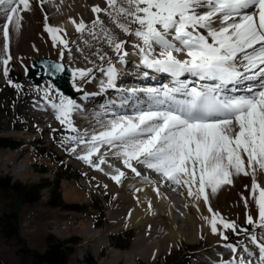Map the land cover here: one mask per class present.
I'll list each match as a JSON object with an SVG mask.
<instances>
[{
  "label": "snow or ice",
  "instance_id": "snow-or-ice-1",
  "mask_svg": "<svg viewBox=\"0 0 264 264\" xmlns=\"http://www.w3.org/2000/svg\"><path fill=\"white\" fill-rule=\"evenodd\" d=\"M106 4L103 9L93 6L91 11L103 12L113 22L121 17L127 19L129 24L117 26L138 41L133 48L140 65L167 74L172 86L117 89L118 72L109 62L106 69H100L107 77L101 87L118 90L120 108L132 101L133 115H115L90 139H85V133L66 136L65 142L84 144L85 152L77 154V159L97 171L103 172L101 165L107 163V153L101 152V147L106 146L136 177H141V173L133 161L165 181L186 188L188 197L202 199L212 213L211 219L204 218L212 234L228 241L229 236L218 230L217 225H222L238 237L243 234L258 253L243 241L239 245L225 243L226 248L236 253L238 246L242 247L249 257L257 256L259 264H264V187L255 179L257 167L264 173V0H106ZM32 6L30 0H0L5 77L12 59L7 55L10 26L19 30L22 14ZM71 22L77 32L84 30L83 20ZM102 23L97 15L93 28ZM44 31L52 36L54 46L57 40L66 46V41L56 35L62 29L45 23ZM109 42L112 43L111 37ZM124 43H115V51L123 52L121 63L128 55L123 51ZM46 70L48 75H54L63 71V66L48 63ZM91 72L92 69H76L82 79ZM143 75L148 76V72ZM186 76L192 79L183 78ZM241 84L244 88L238 89ZM238 90L244 94L236 95ZM48 96L46 89L45 98ZM50 103L60 124L77 132L70 119L79 107L75 101L61 96L59 103ZM116 103L111 102L113 106ZM69 151L75 154L77 149L71 147ZM114 173L110 178L120 184L125 172L116 168ZM240 175L252 177L250 198H241L246 210L250 204L255 207L256 216L246 211L245 223L259 229V234L224 219L209 202L211 195L225 185H233L234 177ZM143 180L148 182L149 178L145 176ZM154 191L159 195L158 187ZM227 264L253 261L240 256Z\"/></svg>",
  "mask_w": 264,
  "mask_h": 264
},
{
  "label": "rangeland",
  "instance_id": "rangeland-1",
  "mask_svg": "<svg viewBox=\"0 0 264 264\" xmlns=\"http://www.w3.org/2000/svg\"><path fill=\"white\" fill-rule=\"evenodd\" d=\"M54 1L55 0H45L41 2V0H37L36 3L39 7L41 6V10H44L42 7L46 5V7L53 9V16L59 17V14L60 16L66 15L68 13H66L67 9H62V12L60 11L58 14L59 3L55 2V4ZM39 15L41 16V13ZM51 15L52 14L49 12L45 13L44 19L47 17V20H45L46 22H48V18L50 19ZM96 17L94 18L96 19ZM65 18H60V20L58 19L56 22L62 20L60 23L61 27L63 21V24H70V17L67 16V21ZM56 22H48L49 27H54ZM130 27L134 28L135 25H130ZM58 34L60 36L59 38L66 41V46L60 44L59 40H57L55 49L59 51V45L64 48L63 52L67 53V45L69 37H71L70 34L72 33L69 35L64 33ZM58 34L56 35L58 36ZM90 35L92 34L88 33V36ZM72 36L74 37L73 39H76L77 37L79 40L80 38L81 40H86L76 33ZM130 41L131 40L129 39V42ZM95 42V48L101 47L102 43L98 40H95ZM127 46L129 47V44L124 46V52L131 50L130 47L128 48ZM111 51L113 54L112 47ZM10 53L12 59L9 61L7 67L8 69L9 67L12 68V71L16 74L15 78H12L11 76L8 78L3 75V69L5 66L2 64V60L6 58V54L3 53V47L2 44H0V139H6L18 144L13 149H0V264H44L35 261L36 255L44 253L52 245H58L61 255L64 258V264H106L103 262V259H108L116 251L118 252L117 254L128 251L136 235L138 234L137 236L141 238V234L145 230H142L143 227L138 229V227L133 226V222H135L137 217L133 218L134 215L131 214L130 205L126 202L116 200L117 196H127V194L133 192L125 191V189H123L124 185L122 186V184L123 182L134 181V178H129L134 177V175L129 173L126 174L128 171L131 172V170L125 167L122 160L119 158L108 159L105 157L107 163L101 165V167L105 169V166L113 165V170H110V173L107 170H104L103 172L97 171L94 167L77 159V154H84L86 146L84 144L77 145L75 142L71 141L65 142L64 138L70 136L66 133L68 127L67 125H61L55 118V113L51 108V100L49 99L51 93L56 94L54 91L55 89L48 86L49 84H43L45 86L38 85L39 87H37L27 77L26 71L30 69L31 63L37 57L39 58L45 55L27 54L25 56L18 55L17 58L12 54L11 49ZM121 53L116 52L114 56ZM47 58L61 61L58 58H53L50 54ZM137 58L138 57H136L135 60H137ZM95 72L97 73L96 69L92 70L89 77L85 79L80 78L79 75L72 72V87L74 88V91L76 92L79 90L84 93L85 83L93 78ZM9 80L11 83H9ZM90 82L91 81L88 83ZM14 85H19L20 87L17 88L14 87ZM46 89L49 92L47 99L44 97ZM75 103L80 106L79 101H76ZM46 110H51L53 115L43 112ZM79 112V110L78 112L74 110L70 117L73 121L74 127L77 129V132H73L74 136H83L84 133H82V130L87 129L88 126L86 123L88 120H84L82 117L85 116L83 114L80 115ZM33 114L38 116L41 114L45 116L48 115L51 118V121L48 122L49 124L45 123L44 120V123L40 122L38 118L31 116ZM113 116L114 115L109 114L105 117L107 119L112 118ZM19 132H24V135L17 136ZM85 139H90V137L85 136ZM54 142L61 147L68 145L69 149L71 147H76L77 152L74 154L68 149V152L70 153V155H68L65 146L63 147L64 149H60L54 145ZM41 146H47L50 148L51 151H53L52 153L54 156L50 157L40 154L38 149ZM95 155L96 154H94L93 159H95ZM7 157H11L12 159L13 157L15 158L12 165L4 167L2 166L1 161L7 159ZM133 166L136 167L139 172L147 169L146 167L135 163H133ZM18 168L21 171L17 176ZM115 168H119L126 174L125 177L122 178L120 184H117L110 178L111 174H115ZM82 169H87L90 174L97 175V178L100 179L102 184L96 183L97 186H95L89 176H87L88 178L86 177L85 180L83 178L84 170L82 171ZM147 171H145V173L147 172L150 175L153 173L150 169ZM105 173H108V175ZM154 176L156 178L161 177L157 173L153 174V179ZM83 180L86 184L90 185V187H88ZM104 182L110 188L107 191L104 189ZM164 183L167 187L172 185L169 181H164ZM121 187L122 190L115 194V190H119ZM70 190L73 193L71 194L73 197L78 199L82 198V200L76 202L75 200H65L63 198L64 193L65 191L67 192ZM177 192L173 193L170 191L169 200L171 199L175 208L181 204L176 209L178 210L175 211L176 214L174 213V217L176 218L175 221L178 222V229L184 227L185 211L183 210V205L185 206V200L180 195L182 193L178 192L180 193L178 194ZM34 196L37 197L36 200H33L32 197ZM166 198L168 199V197ZM189 202L190 204L192 202L195 203V199L192 198ZM69 203H74V205L71 206ZM61 212L66 214H76L78 217L73 224L65 229L64 232L63 230H54L50 226L46 227V230L41 228L40 232L35 230V227L37 226L34 223H38L35 219L36 216H42L45 221L50 222L49 215L53 213L60 214ZM245 214L246 212L242 211L241 217L236 214L230 218V221H235L238 225L244 228V226H246L244 218ZM112 215L113 218H116L113 224L110 222V217ZM123 223H126V225ZM80 226L85 227L84 232H79ZM110 228L113 232L108 235L107 233H109ZM249 229L255 230L257 231V234H259V229H252L251 227ZM188 230L190 233L191 228ZM223 232L229 236L228 241H224L221 238V240H223L221 243H209V241L206 240V236H201L200 234L195 242H189V239L185 241L183 240L181 243L172 245L170 249L157 255L154 260L149 262L144 259L141 260L140 257L136 256L133 263H130L126 261L123 256H120L118 260L108 264H163L165 258H172L175 254H179L178 256H184L185 259L187 258L186 260L188 264H196V260L204 259L206 256L214 258L217 263H221L222 261H232L228 254L231 253L232 257H234L235 254L224 246L225 243L238 245L240 241H243V244L245 243L246 245H249L248 248L250 250L256 248V246L251 244L243 234L238 237L230 230L224 229ZM148 233L149 232L146 230L145 234L147 236ZM180 233L182 236V232ZM146 235L145 237L148 238ZM152 239L155 240L154 237H152ZM203 250L208 252L204 254ZM238 250H240L238 252H243L242 247L238 246Z\"/></svg>",
  "mask_w": 264,
  "mask_h": 264
},
{
  "label": "bare ground",
  "instance_id": "bare-ground-1",
  "mask_svg": "<svg viewBox=\"0 0 264 264\" xmlns=\"http://www.w3.org/2000/svg\"><path fill=\"white\" fill-rule=\"evenodd\" d=\"M30 2L33 5L32 9L22 14L23 20H22V26L20 27V29L17 30L14 26H10V35H9V41H8L9 52L7 55L12 56L10 53V49H11L12 54H14L15 57L17 58H18V55L25 56L27 54L28 55H31V54L45 55L47 57H49V54H50L52 55L53 58H56V59L58 58L69 69L68 85L72 88V90H74V88L72 87V76H73L72 72L76 74V69H85V70L87 69L95 70L96 69L97 73L95 72L93 75V78L89 80L91 81L90 83H88L89 81L85 83L84 93L83 91L81 92L78 90L76 91L77 95H75L74 97L65 96L59 89L56 88L54 82L48 78H43L42 80H34V78L28 74L27 75L28 79L32 81L33 84L37 87H39L38 85L45 86L43 84H46V85L49 84L48 86L53 87L55 89L54 91L56 94L51 93V96L49 97V99L53 102L59 103V99L61 96L67 97L68 99H71L73 101L75 100V102L79 101L80 102L79 104L80 106L78 107V110L80 111L79 114L80 115L83 114L85 117H82V118L84 120H88L86 122L88 124V126L86 125L87 129L82 130V133H84V135L85 133H87L86 137H91L92 134L102 131L103 130L102 126L107 124L109 120L113 119L115 115H133V110L131 108L132 101H129L128 105H125L123 108L119 107L120 94L117 89H122L119 86L120 84L119 81L118 80L116 81L117 89L102 88L101 84L106 83L107 77L104 75V73L100 71L101 68L106 69L109 66V62H111V65L115 67L118 64L122 65L121 69L117 71L118 74H120L125 66V63L130 64L136 58L137 55H135V50L133 48V45L136 44L138 41L136 40L134 36H129L127 33L123 32L117 26V23L129 24V21L121 17L117 22H113V20L107 14L105 13L94 14L91 11L93 6L98 5L101 9L107 7L106 0H57V1L55 0L54 3L55 2L59 3L58 14L60 11L62 12V9H67L66 13L68 12L66 15H63V16H60L59 14V17L53 16L54 15L52 13L53 9L46 7L47 5L42 7V9L44 8V10H41L40 9L41 6L39 7L38 4L36 3L37 0H30ZM51 8H55V7H51ZM47 12L52 14L50 19L48 18V22H51V21L56 22L58 19L59 20L60 18L64 19L65 17H66L65 20L67 21V16L70 17L71 20L74 19L77 23H79L80 20L84 21L85 28L82 32H77L76 26L72 22H69L70 24H63L64 23L63 21L62 27L61 26L54 27V28L63 30L58 33H61V34L64 33L66 35H69L70 33H72L70 34L71 37H69V42L67 45V49H68L67 53H64L63 52L64 48L59 45H58V48H60V50L59 51L56 50L53 44L52 36L49 33L44 31L45 23H47V25L49 26L48 22H46L44 19V15ZM40 13L42 16V20H41V16L39 15ZM97 15L100 16L99 19L103 23L97 24L93 28V21L95 20L94 17H96ZM92 28L94 32L92 31ZM75 33L79 34L80 36H82V38L86 40L85 41L81 40V38L79 40L77 37L76 39H73L74 37L72 35L73 34L75 35ZM88 33L92 35L88 36ZM58 37H60L59 34H58ZM109 37L112 38V43L109 42ZM129 39L131 40L130 42H129ZM95 40L96 41L98 40L100 43H102L101 47L95 48V45H96ZM118 42H125L124 46L126 44H129V47L131 49L130 51H127L128 55L124 56L123 63L120 62V56H122L123 53L117 56H114L116 53L115 43H118ZM0 44H2V47H3L4 40H3L2 33H0ZM111 47L113 48V54L111 53L112 52ZM61 54L63 55L61 56ZM45 56H42V57H45ZM100 57H104V59H101ZM183 78L192 79L191 77H188V76L183 77ZM146 80L152 83H158V88H161V86L165 84H168L169 87L172 86L170 76H168L167 74L155 73L152 70L149 71V74ZM237 86L238 88H244L243 84L237 85ZM124 95H128V93L125 92ZM112 101L117 102L116 106H113L111 104ZM78 110L76 109L77 112ZM43 112L47 114L48 113L52 114L51 110H46ZM128 113H131V114H128ZM36 114H33L31 116H33L34 118H38L40 122H43V120L45 123H48L51 121V118L47 114H46L47 116L43 114L38 116ZM109 114L114 115V116L112 118L106 119L105 116H108ZM23 133L24 132H21V133L19 132L17 136H22L24 135ZM44 147L48 148L47 146H44ZM101 152H106L107 155L105 157L108 159L117 158L116 156L112 154V152L108 151L106 146H102ZM14 158L15 157H13V159L11 157H7V159L2 160L1 161L2 166L8 167L9 165H12ZM132 163L137 164L135 161H133ZM105 167L106 168L104 170H107L109 173H110V170H113V165H107ZM83 170L84 169H82V171ZM147 170L148 169L142 172L140 171L141 177H136L135 174L128 171L126 174L129 173V174L134 175V177H129V178H134L137 181L133 179L134 181L123 182L122 186L124 185L123 189H125V191H133V192L131 194H127V196L120 195L116 197L117 201L126 202L130 205L131 214L134 215L133 218L137 217L135 222H133V226L138 227V229L140 227H143L142 230L145 229L144 232H142L141 234L142 237L141 238L138 237L137 236L138 234H137L136 237L133 239L132 245L128 249V251L117 254L118 252L115 250L116 252H114V254H112L108 259L106 260L103 259V262H105L106 264L113 263L116 260H118L120 256H123V258L130 263H133V260L136 256L140 257L141 260L144 259L145 261L149 262L151 260H154V258L157 255L170 249L172 245L181 243L183 240L185 241L189 239L188 240L189 242H195L197 240L196 238L200 234L201 236L203 235L206 236V240L209 241V243L211 242V243L217 244L223 241L221 240V237L219 235H215L211 233L209 222L208 220L204 218L208 217L209 219H211L212 213L208 211V206L204 204L202 199L199 201L195 200V203L192 202L190 204L189 201L192 200V198L186 195V192H187L186 188L177 187L174 184L170 185L168 188L167 186H165L164 182H162V184L157 183V180L155 179V177L153 179V174L155 172L151 171L153 173L150 175L147 173L148 172ZM20 171L21 170H19L18 168L17 169L18 174H16L17 176L20 174ZM145 171L147 172L145 173ZM83 175H84L83 178L85 180H86V177L89 176V178L92 179L95 186H97L96 183L102 184L100 179L97 178V175L90 174V172L87 169L83 171ZM145 176L149 178L148 182H145L143 180V177ZM255 179L260 187L264 185V173H262L258 169V167L256 170ZM83 182L85 183L84 180ZM251 184H252V177L250 176L245 177L244 175H240V176L234 177L233 185H225L220 190H218L216 194L210 196L209 202H210V205L213 211L220 213L221 216L224 217V219H229L228 221H230L231 220L230 218H232L236 214L241 217L242 211L251 212L255 217L256 216L255 207L250 204L249 208L246 210L244 206V202L241 198L242 195L243 197L250 198L249 189L251 187ZM86 185L90 187V185L88 184ZM160 185H162L163 187ZM246 185L249 186L247 189L245 187ZM103 186H104L105 191L110 189L109 186L105 184V182ZM157 187L159 188V195H157V193L154 191V189ZM137 189H140V191H137ZM121 190H122V187L119 190L118 189L115 190V194L116 192H119ZM168 190L169 192L167 193ZM170 191H172L173 193L177 191L182 193L180 194L177 192L185 200V201L183 200L185 203V206L183 205V210L185 211V219H184V227L182 228L177 229V227L179 226L177 224L178 222L175 221L176 218L174 217L175 211H178L176 209L181 204L180 205L177 204L178 206L177 208H175L171 199L169 200ZM208 191L210 192V189ZM71 194H73L71 190L67 192L65 191L63 198L68 201L75 200V202L78 200H82V198H79V199L75 198ZM166 197H168V199ZM69 204L71 206L74 205V203H69ZM243 216H244V213H243ZM77 218L78 217L76 214H66L62 212L60 214L53 213L49 215L50 222H47L45 221V219L42 218V216H38V217L36 216L35 219L37 220L38 223H34L37 226L35 227V230L40 232L41 228L45 229L46 227L50 226L54 230H58V231L63 230L64 232L65 229L71 224H73V222ZM110 218L109 220L113 224L116 218H113V215ZM118 224H121V223H118ZM123 224L126 225V223H123ZM247 226L248 225L244 227H247ZM217 227L219 231H224V229L222 228V225L218 224ZM189 228H191L190 233L188 230ZM84 230H85L84 226L79 227V232H84ZM146 230L149 232L148 236L145 234ZM177 230L182 232V236H181V233L178 232ZM112 232L113 230H111L110 228L109 233L107 234L109 235ZM145 235L148 238H146ZM152 237H154L155 240L152 239ZM244 245L246 244L244 243ZM246 246L249 247V245H246ZM238 251L240 250H237V252L234 254V257L231 256L233 259L243 256L245 260L251 259L253 261V264H259L257 256L249 257L247 253L238 252ZM251 251L258 253L257 248ZM203 252L205 254L208 251L203 250ZM224 262L225 264H227V262L229 261H224ZM197 263L199 264H213V263L221 264V263H217L216 260H214V258H211V257L209 258V256H206L204 259H201V260L198 259Z\"/></svg>",
  "mask_w": 264,
  "mask_h": 264
},
{
  "label": "trees",
  "instance_id": "trees-1",
  "mask_svg": "<svg viewBox=\"0 0 264 264\" xmlns=\"http://www.w3.org/2000/svg\"><path fill=\"white\" fill-rule=\"evenodd\" d=\"M16 77V74L12 71V68L9 67V74H8V78L9 77ZM66 133L70 136H74L73 132L68 128V130H66ZM60 139V138H59ZM18 144L15 142H11L8 141L6 139H0V148L2 147H7V148H15ZM54 145L59 147L60 149H64L63 147L65 146V150L68 152L69 146L68 145H64L63 147H61L60 145H58L56 142H54ZM71 145V144H70ZM64 150V151H65ZM38 152L44 156H54L53 155V151H51L50 148H46L44 146H41L38 149ZM68 155H70V153L68 152ZM1 183V181H0ZM33 200H36L37 197L34 196L32 197ZM251 226H247V228H250ZM179 254H175L172 258H165L164 259V263L163 264H188L187 263V258L185 259L184 256H178ZM35 261H37L38 263H44V264H64V258L61 255V251L59 250L58 245H52L48 250H46L44 253L42 254H37Z\"/></svg>",
  "mask_w": 264,
  "mask_h": 264
},
{
  "label": "water",
  "instance_id": "water-1",
  "mask_svg": "<svg viewBox=\"0 0 264 264\" xmlns=\"http://www.w3.org/2000/svg\"><path fill=\"white\" fill-rule=\"evenodd\" d=\"M48 63L61 64L63 66V71L57 72L54 75H48L46 70V65ZM28 74L31 75L34 80H42L43 78L52 80L56 88L68 97H74L77 95V92L73 91L68 85L69 69L61 61L45 57L37 58L31 63L30 69L27 72V75Z\"/></svg>",
  "mask_w": 264,
  "mask_h": 264
}]
</instances>
